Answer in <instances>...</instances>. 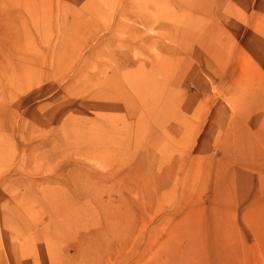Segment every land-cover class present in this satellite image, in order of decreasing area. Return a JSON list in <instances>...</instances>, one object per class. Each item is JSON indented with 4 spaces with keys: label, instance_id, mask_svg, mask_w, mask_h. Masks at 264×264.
Segmentation results:
<instances>
[{
    "label": "rangeland",
    "instance_id": "374dc122",
    "mask_svg": "<svg viewBox=\"0 0 264 264\" xmlns=\"http://www.w3.org/2000/svg\"><path fill=\"white\" fill-rule=\"evenodd\" d=\"M0 37V264H264V0H0Z\"/></svg>",
    "mask_w": 264,
    "mask_h": 264
},
{
    "label": "bare ground",
    "instance_id": "6f19581e",
    "mask_svg": "<svg viewBox=\"0 0 264 264\" xmlns=\"http://www.w3.org/2000/svg\"><path fill=\"white\" fill-rule=\"evenodd\" d=\"M4 28V27H3ZM2 40H3V38L2 37H0ZM3 45V44H2ZM1 52H2V50H0ZM1 54V53H0ZM4 60V59H3ZM2 64H4V63H2ZM1 86V85H0ZM4 88V87H3ZM154 98V97H153ZM156 98V97H155ZM157 100V99H156ZM160 99H158V101H159ZM152 101H155V100H152ZM151 101V102H152ZM160 102V101H159ZM158 102V103H159ZM167 102V101H166ZM155 102H153V103H151V104H154ZM156 103H157V101H156ZM163 103V102H162ZM155 105V104H154ZM253 122V121H252ZM264 123V122H263ZM262 127H264V125L262 126ZM263 130H264V128H263Z\"/></svg>",
    "mask_w": 264,
    "mask_h": 264
}]
</instances>
